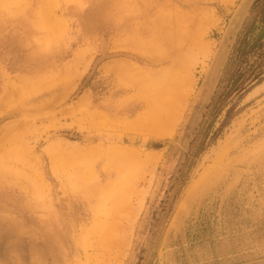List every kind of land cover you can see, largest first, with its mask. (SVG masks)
Masks as SVG:
<instances>
[{
  "label": "rangeland",
  "instance_id": "obj_1",
  "mask_svg": "<svg viewBox=\"0 0 264 264\" xmlns=\"http://www.w3.org/2000/svg\"><path fill=\"white\" fill-rule=\"evenodd\" d=\"M243 2L0 0V264H264L263 0L201 107Z\"/></svg>",
  "mask_w": 264,
  "mask_h": 264
},
{
  "label": "trees",
  "instance_id": "obj_2",
  "mask_svg": "<svg viewBox=\"0 0 264 264\" xmlns=\"http://www.w3.org/2000/svg\"><path fill=\"white\" fill-rule=\"evenodd\" d=\"M261 1V0H257ZM257 23L259 24V32L253 36L254 25L244 30L243 34L238 38L234 46L233 63L234 68L230 71L226 91L236 94L242 92L252 82L259 81L263 75L262 61L249 62L248 56L254 51H258V56H264V0L260 7V13Z\"/></svg>",
  "mask_w": 264,
  "mask_h": 264
},
{
  "label": "water",
  "instance_id": "obj_3",
  "mask_svg": "<svg viewBox=\"0 0 264 264\" xmlns=\"http://www.w3.org/2000/svg\"><path fill=\"white\" fill-rule=\"evenodd\" d=\"M255 0H244L243 4L241 5V8L239 9L237 15L234 18L233 23L231 24L228 33H227V37H226V44L223 46L220 54L217 57V60L215 62V65L212 69V72L209 76V79L207 81V85H206V92H205V98L203 99V102L201 103V107L204 106L205 104V99L210 95L212 87L219 75V72L222 68V65L225 61L226 55L228 53L229 47L231 45V42L236 34V32L238 31L242 19L246 13V11L248 10L249 6L254 2Z\"/></svg>",
  "mask_w": 264,
  "mask_h": 264
},
{
  "label": "bare ground",
  "instance_id": "obj_4",
  "mask_svg": "<svg viewBox=\"0 0 264 264\" xmlns=\"http://www.w3.org/2000/svg\"><path fill=\"white\" fill-rule=\"evenodd\" d=\"M82 104H83V101H80V103H79L78 106H81ZM163 133L166 134L165 132H163ZM163 133H162V134H163ZM157 134H158V133H157ZM162 134L159 133L157 136H160V135H162ZM193 187H195V184H193L192 188H193Z\"/></svg>",
  "mask_w": 264,
  "mask_h": 264
}]
</instances>
